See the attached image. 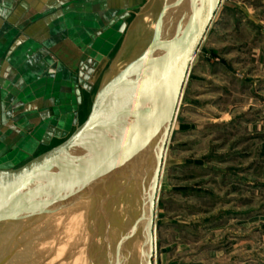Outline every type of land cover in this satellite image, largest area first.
I'll return each mask as SVG.
<instances>
[{
  "label": "rangeland",
  "instance_id": "obj_1",
  "mask_svg": "<svg viewBox=\"0 0 264 264\" xmlns=\"http://www.w3.org/2000/svg\"><path fill=\"white\" fill-rule=\"evenodd\" d=\"M174 1L167 0L169 9ZM164 2L146 1L136 12L124 15L123 24L113 23L116 29L90 31L87 54L92 52V56L84 57L82 72L74 74L73 109L60 111L63 115L60 124L51 126L53 133L47 125L48 132L37 131L27 143L22 142L15 157L14 152L0 157V169L17 167L23 162L15 165L16 161L28 159L21 149L34 154L40 140L56 146L59 135L64 138L69 134L65 129L75 130L101 83L120 74L145 51ZM95 68L96 75L87 78ZM87 82H92L90 94L79 109L80 91ZM73 112L76 125L68 127ZM261 119L264 0H223L191 67L164 159L156 204L153 264H264ZM87 206L82 209L85 214L93 211ZM84 213L79 214L84 217ZM99 214L100 210H95V215ZM49 218L0 222V264L71 263L66 259L68 248L58 257V246L50 245L53 236L48 234L44 239V234H37L40 228H46ZM92 222L95 225V220ZM64 223L58 227L69 226ZM101 234L94 233L95 239H101ZM59 242L60 246L62 239ZM129 242L131 251L124 250L132 261V237Z\"/></svg>",
  "mask_w": 264,
  "mask_h": 264
},
{
  "label": "water",
  "instance_id": "obj_2",
  "mask_svg": "<svg viewBox=\"0 0 264 264\" xmlns=\"http://www.w3.org/2000/svg\"><path fill=\"white\" fill-rule=\"evenodd\" d=\"M222 2L178 0L169 24L165 0L151 42L124 75L101 83L86 119L58 145L17 167L0 169V222L83 199L148 159L144 264H153L164 159L191 67Z\"/></svg>",
  "mask_w": 264,
  "mask_h": 264
},
{
  "label": "crops",
  "instance_id": "obj_3",
  "mask_svg": "<svg viewBox=\"0 0 264 264\" xmlns=\"http://www.w3.org/2000/svg\"><path fill=\"white\" fill-rule=\"evenodd\" d=\"M146 1L0 0V157L11 152L15 157L19 145L27 143L37 131L53 133L51 126L60 124L63 115L60 111L75 105L74 74L82 72L84 57L92 56V52L87 54L90 31L116 29L113 23L123 24L124 15L136 12ZM95 70L87 78H93ZM91 83L82 84L79 109L87 101ZM92 101L78 125L86 119ZM74 114L68 127L76 125ZM258 124L264 129V119ZM65 131L69 134L64 138L59 135V143L72 133ZM39 143L34 154L23 149L20 152L31 159L55 146L41 140ZM28 159L18 160L15 165Z\"/></svg>",
  "mask_w": 264,
  "mask_h": 264
},
{
  "label": "bare ground",
  "instance_id": "obj_4",
  "mask_svg": "<svg viewBox=\"0 0 264 264\" xmlns=\"http://www.w3.org/2000/svg\"><path fill=\"white\" fill-rule=\"evenodd\" d=\"M177 3L178 0H175L169 9V24L173 23L176 18L175 7ZM140 56L141 54L137 58ZM131 67L133 66L129 65L121 73L124 75ZM148 169V159L137 162L118 177H112L106 183L91 189L85 198L70 200V202L56 208L29 217L25 216L23 220L30 221L29 219H31L32 221L36 216L44 218L49 215L46 228H40L37 234H44V239L48 237V234L53 236L50 245L56 244L58 246V257L64 255V250L68 248L66 259L71 260L69 264H144L148 246L143 230L150 206L144 191L148 183L146 179L149 175H145ZM142 174L145 177L143 180ZM92 204L94 207L91 206ZM84 205H88L87 208L89 209L91 207L94 212L90 211L85 214L82 211ZM97 209L100 210L99 215H95ZM81 212L85 214L84 217L80 216L79 213ZM92 220H95V225ZM63 222L66 225L69 223L65 229L58 227ZM94 233L95 235L102 233V238L96 240ZM131 237L135 244V254L132 261L130 253L124 250V247L125 249L130 248L127 245L131 243L127 244V242L130 241ZM60 239H62V244L59 246Z\"/></svg>",
  "mask_w": 264,
  "mask_h": 264
}]
</instances>
